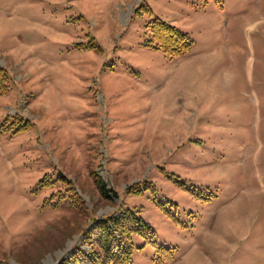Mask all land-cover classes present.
<instances>
[{
  "label": "rangeland",
  "instance_id": "1",
  "mask_svg": "<svg viewBox=\"0 0 264 264\" xmlns=\"http://www.w3.org/2000/svg\"><path fill=\"white\" fill-rule=\"evenodd\" d=\"M0 67L1 263L89 251L125 209L156 242L132 264H264V0H0Z\"/></svg>",
  "mask_w": 264,
  "mask_h": 264
},
{
  "label": "trees",
  "instance_id": "2",
  "mask_svg": "<svg viewBox=\"0 0 264 264\" xmlns=\"http://www.w3.org/2000/svg\"><path fill=\"white\" fill-rule=\"evenodd\" d=\"M151 28L154 38L151 42H155V46L162 49L168 56L179 57L191 50L193 42L180 29L161 19H156ZM8 77L7 70L0 67V94L8 92L6 85ZM96 185L104 198L111 199L100 178L96 179ZM72 203L76 208L79 207L78 201ZM119 212L118 217L112 214L95 219L94 226L84 234L82 242L89 247V251L77 247L76 254L62 259L58 264H132L133 235L135 234L143 236L147 243L156 245L153 230L138 212L125 209ZM0 264L6 263L0 262Z\"/></svg>",
  "mask_w": 264,
  "mask_h": 264
}]
</instances>
